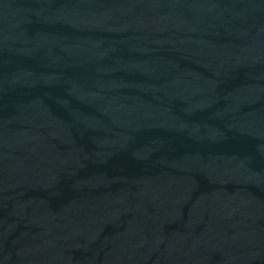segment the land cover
Returning <instances> with one entry per match:
<instances>
[{"label": "water", "instance_id": "95a60500", "mask_svg": "<svg viewBox=\"0 0 264 264\" xmlns=\"http://www.w3.org/2000/svg\"><path fill=\"white\" fill-rule=\"evenodd\" d=\"M0 264H264V0H0Z\"/></svg>", "mask_w": 264, "mask_h": 264}]
</instances>
